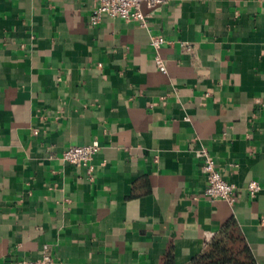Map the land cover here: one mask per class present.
I'll return each mask as SVG.
<instances>
[{"label": "crops", "instance_id": "1", "mask_svg": "<svg viewBox=\"0 0 264 264\" xmlns=\"http://www.w3.org/2000/svg\"><path fill=\"white\" fill-rule=\"evenodd\" d=\"M96 6L0 0V264H192L232 220L264 264V0L143 4L145 24ZM203 150L234 204L205 197Z\"/></svg>", "mask_w": 264, "mask_h": 264}, {"label": "built area", "instance_id": "2", "mask_svg": "<svg viewBox=\"0 0 264 264\" xmlns=\"http://www.w3.org/2000/svg\"><path fill=\"white\" fill-rule=\"evenodd\" d=\"M95 2L97 6L91 17L93 25L100 24L106 16L120 18L126 22L145 24L147 19L142 12V5L144 4L149 10H153L162 6L165 0H95ZM164 43V38H155L152 40L151 45L155 50H159ZM155 63L160 71H166L165 64L159 56L156 57ZM99 151L100 144L97 140H94L86 146H71L67 148L63 152L62 160L72 166L88 167ZM201 155L203 158V169L207 173V186L204 189L205 197L211 201H225L229 204H234L237 201L238 186L224 179L217 170L213 157L207 150H203ZM247 191L251 197H255L261 191V186L257 181H251L247 186ZM15 264H53V257L49 252V248L45 246L41 259L23 260Z\"/></svg>", "mask_w": 264, "mask_h": 264}, {"label": "trees", "instance_id": "3", "mask_svg": "<svg viewBox=\"0 0 264 264\" xmlns=\"http://www.w3.org/2000/svg\"><path fill=\"white\" fill-rule=\"evenodd\" d=\"M165 264H175L170 253ZM192 264H255L234 220L228 222L207 245L206 250L192 260Z\"/></svg>", "mask_w": 264, "mask_h": 264}]
</instances>
